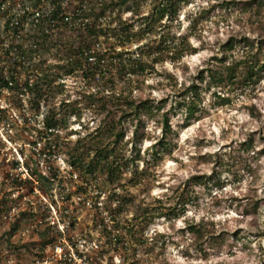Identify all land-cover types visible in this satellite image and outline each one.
<instances>
[{
	"label": "rangeland",
	"instance_id": "1",
	"mask_svg": "<svg viewBox=\"0 0 264 264\" xmlns=\"http://www.w3.org/2000/svg\"><path fill=\"white\" fill-rule=\"evenodd\" d=\"M229 1L184 2L172 27L178 35L188 36L196 52L158 64L160 73L147 81L155 84L151 96H175V90L194 80L213 56L227 54L228 62L248 57L257 60V66L264 62V5L260 0ZM152 3L142 4V15ZM124 16L137 18L131 12ZM230 38L246 39L250 45L238 42L227 51ZM47 56L53 60V55ZM58 82L63 86L55 105L62 103L58 116L67 121L61 122L58 135L47 145L37 138L34 127L42 129L49 109L46 101L37 112L28 95L0 88V102L6 106L0 109V264H264V76L256 87L229 90L232 101L226 105L216 102L213 89L207 91L198 119L182 128L185 111L177 108L172 122L179 135L156 163L145 160L150 159L147 149L160 136L161 125L149 122L150 139L142 146L139 163V170L148 171L136 186L128 179L137 166L120 180L137 204L116 216L120 225L106 211V198L114 186L102 191L94 183L88 194L80 193L77 187L82 181L72 178L69 165L68 150L101 123L102 116L87 106L86 96L94 89L79 76L61 77ZM146 89L147 96L150 89ZM51 93L47 92L48 98ZM71 107L79 113L70 114ZM130 150L128 145L126 153ZM32 173L42 181L31 179ZM203 175L212 177L210 182L196 183L194 176ZM181 196L188 202L185 215L173 220L160 215L175 204L179 208ZM256 200L259 209L250 211ZM140 204L147 211L135 221L133 213ZM203 220L209 230L222 231L224 240L201 241L188 232L189 222ZM104 223L111 242L103 232ZM132 224L138 227L136 237L130 236L125 245L115 244V235Z\"/></svg>",
	"mask_w": 264,
	"mask_h": 264
},
{
	"label": "trees",
	"instance_id": "2",
	"mask_svg": "<svg viewBox=\"0 0 264 264\" xmlns=\"http://www.w3.org/2000/svg\"><path fill=\"white\" fill-rule=\"evenodd\" d=\"M147 1L21 0L24 6L27 2L42 14L22 34L16 52L18 56L15 53L13 58L15 61L10 62L7 71L0 69L1 87L28 95L37 112L43 100L49 106L42 129L34 126L37 138L45 145L58 135L64 124L61 122L67 121L64 116L62 119L58 116L62 103L55 105L56 96L63 86L58 82L60 78L79 76L94 89L86 96L87 106L102 116L101 123L94 133L80 136L68 150L69 165L73 170L72 178L76 176L82 181V185L77 187L80 193L88 194L94 183L100 185L102 191L104 186H114L106 198V211L118 225L121 221L116 216L137 205L135 195L120 180L133 165L137 166L133 170L135 177L128 179L129 185L136 186L143 182V175L148 171L144 168L139 170V163L143 160L142 146L150 139L149 122L155 120L161 125L160 136L147 149L150 159L145 160L156 163L170 152L175 137L179 135V127L176 128L172 122L177 108L185 111L182 128L198 119L207 91L213 89L218 98L216 102L226 105L232 101L229 90L243 88L244 91L245 88L256 87L264 76V62L257 66V60L248 57L228 62L227 54L213 56L194 80L183 82L175 90L176 98L173 94L161 98L151 96L155 84L147 81L155 73H160L158 64L168 59L178 61L196 50L187 35H178L172 27L186 0H153L151 10L142 15V4ZM226 3L234 4L232 0ZM260 4L264 5V0H260ZM245 6L248 7L249 2ZM128 12L137 18H126L124 15ZM238 42L250 45L246 39L230 38L225 50H232ZM47 55H53V60L50 61ZM175 84L178 85L177 82ZM146 86L150 89L147 96L143 94ZM49 90H52L51 98H48ZM69 110L70 114L79 113L76 107ZM244 144L251 145L247 141ZM128 145L130 154L126 153ZM261 152L264 154V149ZM194 178L199 184H207L212 179L207 175ZM115 185L124 190L119 192ZM181 199L179 208L175 204L160 215L169 220L185 215L188 202L184 196ZM143 207L140 204L139 209L135 208L133 220L145 215L147 208ZM259 207L256 200L250 211L257 212ZM150 223L148 221L147 225ZM137 230L133 224L128 226L125 233L115 235L114 243L125 245L130 236L136 237ZM187 230L201 241L219 243L220 239L224 240L222 231L209 230L204 220L189 222ZM103 232L111 242V232L106 224Z\"/></svg>",
	"mask_w": 264,
	"mask_h": 264
},
{
	"label": "built area",
	"instance_id": "3",
	"mask_svg": "<svg viewBox=\"0 0 264 264\" xmlns=\"http://www.w3.org/2000/svg\"><path fill=\"white\" fill-rule=\"evenodd\" d=\"M47 13H50V11ZM41 14L42 11L35 9L31 4H27V2L24 6L21 0H0V69H5L7 71L10 62L15 61L13 58H15V53L19 50L22 34L29 30L31 23L33 21L36 22ZM21 18L24 19L21 20ZM7 38L11 40L8 42ZM16 54L18 56V53ZM0 88L2 91L12 90L7 87L0 86ZM5 107L6 106L0 102V109H5ZM2 135L4 134L2 133ZM18 165H20V163ZM22 166L24 167V164H22ZM29 177L35 182L42 181L41 176H38L37 173H32ZM59 249L62 251V248Z\"/></svg>",
	"mask_w": 264,
	"mask_h": 264
}]
</instances>
